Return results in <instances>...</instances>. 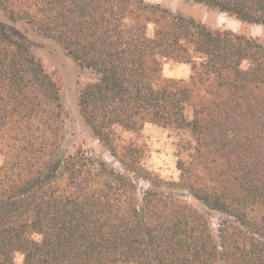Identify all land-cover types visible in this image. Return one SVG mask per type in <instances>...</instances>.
Here are the masks:
<instances>
[{"label":"trees","instance_id":"16d2710c","mask_svg":"<svg viewBox=\"0 0 264 264\" xmlns=\"http://www.w3.org/2000/svg\"><path fill=\"white\" fill-rule=\"evenodd\" d=\"M193 1L264 25V0ZM0 10L90 73L78 111L120 164L69 152L58 81L0 20V264H264V42L145 0ZM149 122L190 133L178 181L119 133Z\"/></svg>","mask_w":264,"mask_h":264},{"label":"rangeland","instance_id":"374dc122","mask_svg":"<svg viewBox=\"0 0 264 264\" xmlns=\"http://www.w3.org/2000/svg\"><path fill=\"white\" fill-rule=\"evenodd\" d=\"M148 3L166 7L176 14L195 18L213 29H229L245 36L254 37L264 42V25L245 23L234 16L209 9L202 3L193 0H145ZM2 20L17 38L28 43L37 58L41 60L47 71L52 74L61 87L64 108L67 113L66 140L69 152L86 150L106 159L109 164L120 167V164L111 156L109 151L95 139L84 125L78 111V95L84 85L90 81L91 75L73 61L66 51L54 40L37 34L28 25L16 20L0 10ZM191 75L189 64L168 61L164 64L163 76L176 80L188 81ZM119 133L127 141H132L140 150V160L150 175L158 176L165 181H178L180 170L179 159L188 160V149H182V143L191 139L187 130L173 127H162L155 123H146L137 132ZM139 184L146 187L142 181ZM192 203L199 205L193 198ZM214 221H217L215 218ZM23 261L22 256L17 257Z\"/></svg>","mask_w":264,"mask_h":264}]
</instances>
